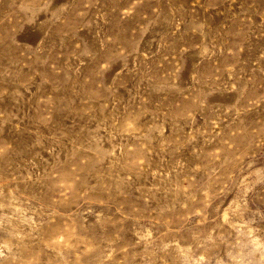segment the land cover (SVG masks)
<instances>
[{
    "label": "rangeland",
    "instance_id": "1",
    "mask_svg": "<svg viewBox=\"0 0 264 264\" xmlns=\"http://www.w3.org/2000/svg\"><path fill=\"white\" fill-rule=\"evenodd\" d=\"M0 264H264V0H0Z\"/></svg>",
    "mask_w": 264,
    "mask_h": 264
},
{
    "label": "bare ground",
    "instance_id": "2",
    "mask_svg": "<svg viewBox=\"0 0 264 264\" xmlns=\"http://www.w3.org/2000/svg\"><path fill=\"white\" fill-rule=\"evenodd\" d=\"M136 156V155H135Z\"/></svg>",
    "mask_w": 264,
    "mask_h": 264
}]
</instances>
